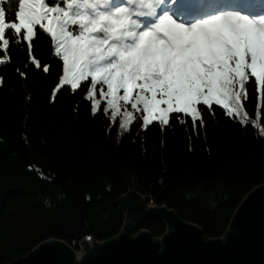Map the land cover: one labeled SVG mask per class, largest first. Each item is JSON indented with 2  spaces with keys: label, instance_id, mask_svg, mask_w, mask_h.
<instances>
[{
  "label": "trees",
  "instance_id": "1",
  "mask_svg": "<svg viewBox=\"0 0 264 264\" xmlns=\"http://www.w3.org/2000/svg\"><path fill=\"white\" fill-rule=\"evenodd\" d=\"M5 6L11 18L16 0ZM243 6L258 11L264 0ZM36 31L32 54L42 66L53 65L49 73L26 67V43L11 39L10 60L0 65V264L51 239L80 250L86 239L118 236L128 221L118 200L132 191L198 225L207 239L225 236L242 200L264 185L258 92L249 88L245 110L254 123L248 125L226 117L220 107L213 106L212 115L202 106L207 126H200L199 135L191 121L183 125L177 117L167 129L156 123L147 132L139 119L122 134V120L113 127L106 112L92 115V102L85 99L90 83L78 94L66 87L52 101L63 62L54 57L50 35ZM103 90L98 86L101 100ZM142 230L160 238L168 226L150 216L137 224V233Z\"/></svg>",
  "mask_w": 264,
  "mask_h": 264
},
{
  "label": "snow or ice",
  "instance_id": "2",
  "mask_svg": "<svg viewBox=\"0 0 264 264\" xmlns=\"http://www.w3.org/2000/svg\"><path fill=\"white\" fill-rule=\"evenodd\" d=\"M208 0H16L10 18L0 0V65L7 64L10 39L26 43L31 57L26 67L49 73L33 53L37 27L50 35L54 57L62 59V78L52 101L66 87L85 99L92 115L107 113L113 127L122 120L131 131L139 119L142 131L159 123L165 129L173 117L199 135L206 127L203 106L215 115L248 125L245 103L258 92L264 109V14H244L255 0H213L223 6L202 15ZM54 5V6H53ZM190 18L191 22H185ZM21 77L28 73L16 68ZM5 77L0 76V86ZM98 86L102 91L98 98ZM102 104L106 109L102 111Z\"/></svg>",
  "mask_w": 264,
  "mask_h": 264
},
{
  "label": "water",
  "instance_id": "3",
  "mask_svg": "<svg viewBox=\"0 0 264 264\" xmlns=\"http://www.w3.org/2000/svg\"><path fill=\"white\" fill-rule=\"evenodd\" d=\"M150 202L149 197L142 201L134 191L121 197L118 204L130 226L111 240L82 243L79 257L64 241L51 239L10 264H264V185L242 200L223 239H207L198 225L183 220L174 210L166 206L148 209ZM150 216L166 221L170 231L164 242L148 230L137 233L140 220Z\"/></svg>",
  "mask_w": 264,
  "mask_h": 264
},
{
  "label": "rangeland",
  "instance_id": "4",
  "mask_svg": "<svg viewBox=\"0 0 264 264\" xmlns=\"http://www.w3.org/2000/svg\"><path fill=\"white\" fill-rule=\"evenodd\" d=\"M121 124H122V122H121ZM121 130H122V128H121ZM142 196V201H144V198H146V196H143V195H141ZM144 205H146V203H144ZM154 206H156V205H154V204H151V202L150 203H148V209H151V208H153ZM127 220H128V217H127ZM130 226V223H129V220L127 221V223L125 224V226L123 227V229H122V231L120 232V233H123V232H125L127 229V227H129ZM169 231L170 230H168L167 231V233L165 234V235H167L168 233H169ZM137 234V233H136ZM135 234V235H136ZM165 235L163 236V237H160L159 238V240H160V242H164V240H165ZM156 238V237H155ZM224 238V236L223 237H221L220 239H223ZM113 239V238H112ZM214 239H216V238H214ZM109 240H111V239H109ZM82 243H99V242H97V241H93V240H91V239H86L84 242H82ZM80 244V250H76V253L78 254V256H80V254H81V252L83 251V244ZM101 243V242H100ZM34 250V249H33ZM27 256V255H26ZM24 257V256H23ZM19 259V258H18ZM17 260V259H16ZM75 264H80V262H76Z\"/></svg>",
  "mask_w": 264,
  "mask_h": 264
},
{
  "label": "bare ground",
  "instance_id": "5",
  "mask_svg": "<svg viewBox=\"0 0 264 264\" xmlns=\"http://www.w3.org/2000/svg\"><path fill=\"white\" fill-rule=\"evenodd\" d=\"M79 257V256H78Z\"/></svg>",
  "mask_w": 264,
  "mask_h": 264
}]
</instances>
